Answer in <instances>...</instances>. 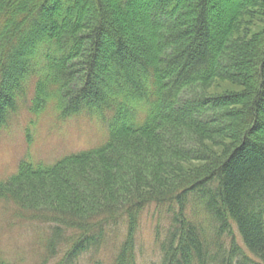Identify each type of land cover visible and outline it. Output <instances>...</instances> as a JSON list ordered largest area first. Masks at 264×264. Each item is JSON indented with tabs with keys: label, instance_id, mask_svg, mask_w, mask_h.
<instances>
[{
	"label": "trees",
	"instance_id": "trees-1",
	"mask_svg": "<svg viewBox=\"0 0 264 264\" xmlns=\"http://www.w3.org/2000/svg\"><path fill=\"white\" fill-rule=\"evenodd\" d=\"M28 104L109 129L0 182L35 264H264V0H0V136Z\"/></svg>",
	"mask_w": 264,
	"mask_h": 264
},
{
	"label": "rangeland",
	"instance_id": "rangeland-1",
	"mask_svg": "<svg viewBox=\"0 0 264 264\" xmlns=\"http://www.w3.org/2000/svg\"><path fill=\"white\" fill-rule=\"evenodd\" d=\"M107 59L109 69L113 65L109 56ZM107 74L101 77V81L107 79L104 85H108L109 79L111 83L114 82L109 72ZM28 107L29 104L21 107L8 130L0 136V182H5L16 172L23 158L34 164L50 165L66 155L98 147L107 140L109 129L98 117L79 115L63 119L50 104L34 118ZM9 205L0 201V259L18 261V264H35L36 230L42 226L29 216L20 218ZM144 234L149 242L147 226Z\"/></svg>",
	"mask_w": 264,
	"mask_h": 264
}]
</instances>
